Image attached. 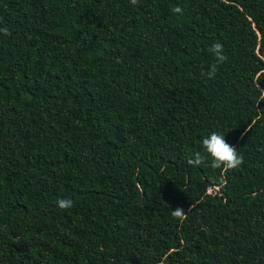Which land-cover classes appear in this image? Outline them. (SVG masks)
Instances as JSON below:
<instances>
[{
	"label": "trees",
	"instance_id": "1",
	"mask_svg": "<svg viewBox=\"0 0 264 264\" xmlns=\"http://www.w3.org/2000/svg\"><path fill=\"white\" fill-rule=\"evenodd\" d=\"M2 28L0 264H264V0H0ZM212 131L239 168L189 163Z\"/></svg>",
	"mask_w": 264,
	"mask_h": 264
},
{
	"label": "clouds",
	"instance_id": "2",
	"mask_svg": "<svg viewBox=\"0 0 264 264\" xmlns=\"http://www.w3.org/2000/svg\"><path fill=\"white\" fill-rule=\"evenodd\" d=\"M132 5H137L139 0H130ZM174 13H182L183 10L179 6L172 8ZM5 35L9 34L7 28L0 29ZM209 52L215 57V62L210 65V70L206 73L209 78H214L218 66L223 64L228 57L224 54V46L221 42L217 41L213 43ZM203 151H195L189 155V163L194 165H203L208 163L213 169L227 168L237 169L244 163V157L238 153L237 148L229 144L225 136L217 131H212L209 135L205 136L201 141ZM206 154V155H205ZM210 158V159H208ZM57 206L60 209H69L73 206V202L70 199L60 198L57 200ZM186 215L185 210L182 207L172 209L171 216L177 219H183Z\"/></svg>",
	"mask_w": 264,
	"mask_h": 264
},
{
	"label": "built area",
	"instance_id": "3",
	"mask_svg": "<svg viewBox=\"0 0 264 264\" xmlns=\"http://www.w3.org/2000/svg\"><path fill=\"white\" fill-rule=\"evenodd\" d=\"M212 188L217 189L218 187L214 185ZM209 191H211V188L208 189V192H209Z\"/></svg>",
	"mask_w": 264,
	"mask_h": 264
}]
</instances>
